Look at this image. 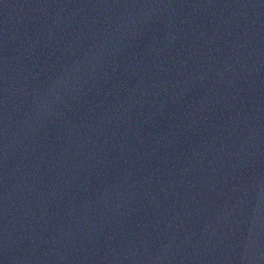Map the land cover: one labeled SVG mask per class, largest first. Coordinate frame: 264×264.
Segmentation results:
<instances>
[{
    "label": "water",
    "instance_id": "obj_1",
    "mask_svg": "<svg viewBox=\"0 0 264 264\" xmlns=\"http://www.w3.org/2000/svg\"><path fill=\"white\" fill-rule=\"evenodd\" d=\"M0 264H264V114L116 112L0 87Z\"/></svg>",
    "mask_w": 264,
    "mask_h": 264
}]
</instances>
